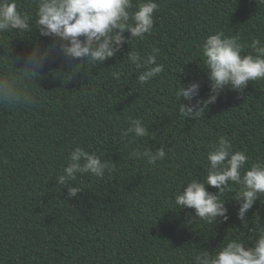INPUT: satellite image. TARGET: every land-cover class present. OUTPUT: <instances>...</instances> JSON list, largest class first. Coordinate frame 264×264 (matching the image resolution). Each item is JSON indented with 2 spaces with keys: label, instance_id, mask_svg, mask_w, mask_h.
Returning <instances> with one entry per match:
<instances>
[{
  "label": "trees",
  "instance_id": "16d2710c",
  "mask_svg": "<svg viewBox=\"0 0 264 264\" xmlns=\"http://www.w3.org/2000/svg\"><path fill=\"white\" fill-rule=\"evenodd\" d=\"M0 264H264V0H0Z\"/></svg>",
  "mask_w": 264,
  "mask_h": 264
}]
</instances>
